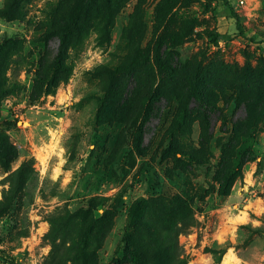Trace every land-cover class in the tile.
<instances>
[{
  "label": "rangeland",
  "instance_id": "rangeland-1",
  "mask_svg": "<svg viewBox=\"0 0 264 264\" xmlns=\"http://www.w3.org/2000/svg\"><path fill=\"white\" fill-rule=\"evenodd\" d=\"M160 1L142 4L140 44L148 48L150 62L138 68L140 84L147 85L150 76L155 79L153 88L160 84L155 44L162 38L163 52L174 38L177 55L172 66L196 57L210 82L213 74L222 87L237 90L241 86L246 96L258 99L257 108L264 107V0H243L241 5L239 0H229L244 35L252 41L239 37L230 10L219 0H178L164 18L156 12ZM136 2L130 0L115 17L105 49L95 45V33L90 31L77 51L69 50L73 70L68 82L58 85L54 94L38 98L32 93L33 74L44 72L59 49L48 16L56 0H28L22 5L24 16L10 21L0 18V70L23 87L18 96L2 101L0 130L17 147L14 166L32 156L38 172L32 199L28 202L24 197L16 220L12 215L0 219V249L4 251L0 264H46L50 246L43 239L48 230L45 214L63 204L75 210L92 197H107L95 218L105 209L108 212L94 264H114L115 259L117 264H132L120 242L127 210L136 197L156 192L187 193L193 198L197 223L178 236L187 264H264V111L260 122L252 119L256 125L236 147L232 161L234 166L240 163V168L227 195L218 193L214 173L232 127L243 129L247 113L245 104L235 94L229 95V90L215 103L218 108L209 112L210 140L200 141V122L194 117L181 131L184 147L195 146L193 155L202 158L201 164L185 156L174 170L170 158L163 156L165 143L160 147L161 137H157L163 99L147 115L139 116L133 127L111 123L93 129L90 124L92 104L85 95L92 84L86 71L101 63L120 62L126 49L118 48V42ZM214 33L220 35L217 44ZM9 38L18 42L17 52L5 46ZM189 108L195 115L196 104L192 102ZM5 175L0 171V190L6 186L1 182ZM248 225L262 230L252 233ZM222 247L226 251L216 263L211 250Z\"/></svg>",
  "mask_w": 264,
  "mask_h": 264
},
{
  "label": "trees",
  "instance_id": "trees-1",
  "mask_svg": "<svg viewBox=\"0 0 264 264\" xmlns=\"http://www.w3.org/2000/svg\"><path fill=\"white\" fill-rule=\"evenodd\" d=\"M136 1L118 42V48L126 49L120 62L101 63L86 71L89 83L92 84L85 95V99L92 104L90 124L93 129L111 123L133 127L139 116L147 115L151 106L163 99L165 105L159 117L157 137H161L160 147L165 143L161 151L163 156L170 158L175 170L176 166L181 167L179 163L184 161L182 157L185 156L194 159L196 164L204 162L201 157L196 158L193 155L197 152L195 146L191 149L184 147L185 143L180 139L181 131H185L189 122L193 121L189 118L194 117L200 122V141L210 140V110H216L218 107L215 103L228 94H235V99L245 104L246 118L241 126L243 129L232 127L231 138L223 149L222 158L214 173L218 193L227 195L235 179V172L240 168V163L234 166L232 161L236 147L241 138L247 137L256 125L251 123L252 119L257 117L256 122H260L264 107L257 108L258 99L253 100L251 96H246L241 86L237 90L222 87L216 83L217 77L213 74L211 76L214 81L210 82V77L200 68L196 57L183 65L178 63L172 66L173 58L177 55L173 50L174 38L163 52V39H158L155 44V64L157 74L161 77L160 84L153 88V76H150L147 85L140 84L138 68L149 65L150 55L148 48L140 44L144 31V0ZM177 1L161 0L156 12L164 18ZM219 1L230 10L239 37L252 41L253 39L244 35L241 19L234 13L229 0ZM27 2L28 0H3L0 18L10 21L24 16L22 5ZM128 2L130 0H56L50 6V27L54 28L59 49L57 56L44 72L36 71L33 74L32 93L36 98L52 95L58 85L68 82L73 70L69 50L77 51L90 31L95 33L96 46L103 49L109 46L115 17ZM214 38L213 42L217 44L220 35L214 33ZM4 43L9 51H18V42L14 39H5ZM1 57L3 54L0 48V60ZM22 88L17 79H8L5 70H0V108L3 100L18 96ZM226 89L230 93L227 94ZM192 102L196 104L193 110L195 115L189 108ZM17 160V147L0 130V171L6 174L1 180L6 186L0 190V219L12 215L13 220H16V213L23 204L24 197H28V202L31 201L38 184L34 158H23L14 166ZM106 200L107 197H92L75 210L63 204L45 214L48 230L43 239L50 246L46 264H94L96 252L103 239L102 229L108 212L105 209L99 218H95L94 213ZM192 201L193 198L187 193L162 192L148 197L138 196L132 200L126 214L125 231L120 240L124 244V254L128 261L132 264H187V256L178 244V236L180 233L189 232L197 223L191 207ZM248 228L252 233L262 230L249 225ZM225 251V247L211 250L216 263L221 261ZM2 257L4 251L0 249V258ZM118 261L115 259L114 264Z\"/></svg>",
  "mask_w": 264,
  "mask_h": 264
},
{
  "label": "built area",
  "instance_id": "built-area-1",
  "mask_svg": "<svg viewBox=\"0 0 264 264\" xmlns=\"http://www.w3.org/2000/svg\"><path fill=\"white\" fill-rule=\"evenodd\" d=\"M243 3V0H239V4L241 5Z\"/></svg>",
  "mask_w": 264,
  "mask_h": 264
},
{
  "label": "bare ground",
  "instance_id": "bare-ground-1",
  "mask_svg": "<svg viewBox=\"0 0 264 264\" xmlns=\"http://www.w3.org/2000/svg\"><path fill=\"white\" fill-rule=\"evenodd\" d=\"M226 262V261H225Z\"/></svg>",
  "mask_w": 264,
  "mask_h": 264
}]
</instances>
